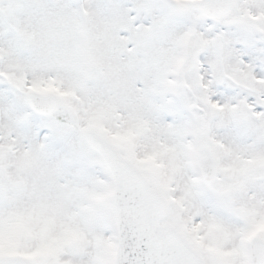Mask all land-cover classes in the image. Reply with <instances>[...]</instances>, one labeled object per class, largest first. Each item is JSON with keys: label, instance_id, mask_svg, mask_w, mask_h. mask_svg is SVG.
Returning a JSON list of instances; mask_svg holds the SVG:
<instances>
[{"label": "snow or ice", "instance_id": "obj_1", "mask_svg": "<svg viewBox=\"0 0 264 264\" xmlns=\"http://www.w3.org/2000/svg\"><path fill=\"white\" fill-rule=\"evenodd\" d=\"M0 264H264V0H0Z\"/></svg>", "mask_w": 264, "mask_h": 264}]
</instances>
